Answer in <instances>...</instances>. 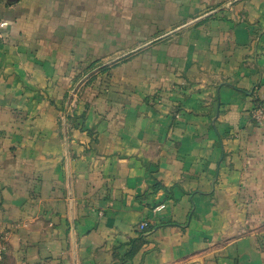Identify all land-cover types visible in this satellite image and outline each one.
I'll return each instance as SVG.
<instances>
[{
	"label": "crops",
	"instance_id": "obj_1",
	"mask_svg": "<svg viewBox=\"0 0 264 264\" xmlns=\"http://www.w3.org/2000/svg\"><path fill=\"white\" fill-rule=\"evenodd\" d=\"M263 106L264 0H0V264H264Z\"/></svg>",
	"mask_w": 264,
	"mask_h": 264
},
{
	"label": "built area",
	"instance_id": "obj_2",
	"mask_svg": "<svg viewBox=\"0 0 264 264\" xmlns=\"http://www.w3.org/2000/svg\"><path fill=\"white\" fill-rule=\"evenodd\" d=\"M249 117L256 123H259V124L264 123V106L252 109L249 112ZM162 208L163 207H160L159 209H162ZM6 254H7V247L5 243V238L2 234H0V263L3 262Z\"/></svg>",
	"mask_w": 264,
	"mask_h": 264
},
{
	"label": "trees",
	"instance_id": "obj_3",
	"mask_svg": "<svg viewBox=\"0 0 264 264\" xmlns=\"http://www.w3.org/2000/svg\"><path fill=\"white\" fill-rule=\"evenodd\" d=\"M152 229V228H151Z\"/></svg>",
	"mask_w": 264,
	"mask_h": 264
}]
</instances>
